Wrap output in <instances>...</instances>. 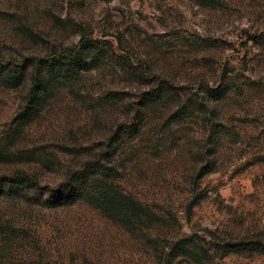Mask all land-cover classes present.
Instances as JSON below:
<instances>
[{
	"label": "rangeland",
	"instance_id": "1",
	"mask_svg": "<svg viewBox=\"0 0 264 264\" xmlns=\"http://www.w3.org/2000/svg\"><path fill=\"white\" fill-rule=\"evenodd\" d=\"M83 38L75 76L35 64ZM22 64L0 176L52 189L91 163L112 192L3 189L0 264H264V0H0V66Z\"/></svg>",
	"mask_w": 264,
	"mask_h": 264
},
{
	"label": "trees",
	"instance_id": "2",
	"mask_svg": "<svg viewBox=\"0 0 264 264\" xmlns=\"http://www.w3.org/2000/svg\"><path fill=\"white\" fill-rule=\"evenodd\" d=\"M97 49V45L92 41H85L84 38L79 42L77 47L64 49L59 56H55L48 61L37 60L35 64L40 65L45 63V69L53 71L58 69L59 73L63 77L75 76L86 66V54L87 51H94ZM36 66V65H35ZM38 66V65H37ZM33 71L32 86L36 88L37 94L47 83V80L41 75L39 68ZM27 66L22 64L21 66H13L11 70L5 71L0 66V76L8 79H17L24 75ZM5 71V72H4ZM166 92V87L162 81H157L155 88H152L147 95L149 101H159L163 98ZM35 96L31 97L26 103L27 108H32ZM91 163L85 165L83 169L72 172L65 182L57 185L52 189L47 187H41L36 180L26 174H16L12 176H0V193L5 188H21L23 190L41 191L44 190L48 195V202L52 203V207L59 205H69L80 199H107V196L112 192L110 186L103 180L95 178L98 169H95ZM100 172V171H99ZM104 173V172H102ZM114 192V190H113ZM115 193V192H114ZM110 199V197H109ZM249 246V244H228L226 247L228 250L238 251L242 247ZM258 250L264 254V247L258 246Z\"/></svg>",
	"mask_w": 264,
	"mask_h": 264
}]
</instances>
